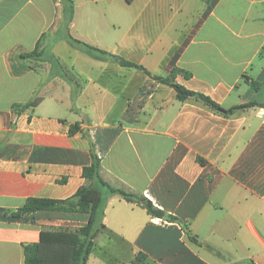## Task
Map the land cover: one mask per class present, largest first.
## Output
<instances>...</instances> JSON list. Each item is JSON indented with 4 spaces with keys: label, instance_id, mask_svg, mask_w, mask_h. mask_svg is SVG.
Instances as JSON below:
<instances>
[{
    "label": "crops",
    "instance_id": "obj_1",
    "mask_svg": "<svg viewBox=\"0 0 264 264\" xmlns=\"http://www.w3.org/2000/svg\"><path fill=\"white\" fill-rule=\"evenodd\" d=\"M102 2L75 6L71 35L151 76L65 40L51 46L59 63L22 60L58 30L62 1L0 0V211L74 196L90 137L107 181L181 222L109 198L93 251L104 264H264V108L220 115L153 78L180 69L189 77L176 84L224 109L264 104V0ZM87 221L51 211L9 221L0 212V264H25L24 245L44 229Z\"/></svg>",
    "mask_w": 264,
    "mask_h": 264
},
{
    "label": "trees",
    "instance_id": "obj_2",
    "mask_svg": "<svg viewBox=\"0 0 264 264\" xmlns=\"http://www.w3.org/2000/svg\"><path fill=\"white\" fill-rule=\"evenodd\" d=\"M61 1L64 8L60 27L54 33L51 31L44 33L33 52L21 55L22 60H37L50 63L57 61L59 63L51 54V46L60 40H65L71 47L81 50L95 59L114 61L122 67L138 69L151 76L142 66L119 56L112 55L73 37L70 33V25L75 15V3L73 0ZM178 74H182L186 78L189 77L187 72L174 69L167 77L153 76V78L175 89L179 101L195 100L220 115L229 116L239 109L253 106L264 108V104H250L229 110L224 109L209 97L189 91L176 84L174 81ZM36 104L37 100L26 104H14L12 108L14 112L20 114L35 107ZM79 131L80 124L72 125L69 130V135L72 137ZM88 139L91 162L89 165L84 166L83 177L85 184L74 196L66 200L29 198L24 206L17 211H0L3 214V218L9 221H19L26 216L35 215L43 211L81 213L88 216L87 224L75 230H42L37 243L24 245L25 264H87L96 248L95 239L100 231L105 228V210L108 199L112 197L136 204L144 208L152 217L161 218L168 222L181 223L177 218L158 209L143 195L135 193L124 186H117L107 181L104 177L102 161L96 152V146L90 137ZM183 229L190 233L187 226L183 225Z\"/></svg>",
    "mask_w": 264,
    "mask_h": 264
},
{
    "label": "rangeland",
    "instance_id": "obj_3",
    "mask_svg": "<svg viewBox=\"0 0 264 264\" xmlns=\"http://www.w3.org/2000/svg\"><path fill=\"white\" fill-rule=\"evenodd\" d=\"M76 5H79V8H86L88 5L94 4V1H97V3L103 4V0H73ZM114 2H118L119 0H113ZM119 4V3H116ZM88 264H104L98 256L92 255L90 256V260L88 261Z\"/></svg>",
    "mask_w": 264,
    "mask_h": 264
}]
</instances>
